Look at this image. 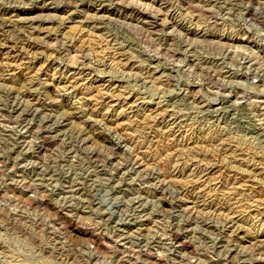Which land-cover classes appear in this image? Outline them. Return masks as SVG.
Instances as JSON below:
<instances>
[{
	"label": "rangeland",
	"instance_id": "374dc122",
	"mask_svg": "<svg viewBox=\"0 0 264 264\" xmlns=\"http://www.w3.org/2000/svg\"><path fill=\"white\" fill-rule=\"evenodd\" d=\"M263 132L264 0H0V264H264Z\"/></svg>",
	"mask_w": 264,
	"mask_h": 264
},
{
	"label": "bare ground",
	"instance_id": "6f19581e",
	"mask_svg": "<svg viewBox=\"0 0 264 264\" xmlns=\"http://www.w3.org/2000/svg\"><path fill=\"white\" fill-rule=\"evenodd\" d=\"M154 24V23H153ZM98 26V25H97ZM194 99V98H193ZM207 105V104H206ZM173 117V116H172ZM264 133V132H263ZM222 148H224V147H222ZM246 154V153H245Z\"/></svg>",
	"mask_w": 264,
	"mask_h": 264
}]
</instances>
